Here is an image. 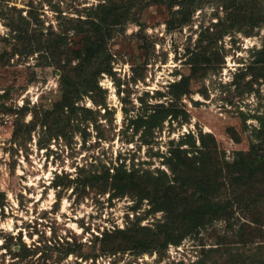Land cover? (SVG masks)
Returning <instances> with one entry per match:
<instances>
[{
	"label": "rangeland",
	"instance_id": "1",
	"mask_svg": "<svg viewBox=\"0 0 264 264\" xmlns=\"http://www.w3.org/2000/svg\"><path fill=\"white\" fill-rule=\"evenodd\" d=\"M146 1L111 0V4L128 5L132 19L107 40L111 73L98 74L99 89L76 101L92 109L89 119L80 122L79 112L64 137L47 136L36 123L29 133L18 131L13 139L16 123L29 122L34 109H48L60 94L54 63L43 62L40 52L24 54L14 26L34 30L38 38L50 39L62 30L71 37L75 33L68 19L74 24L76 18L84 19L108 1L0 0V264L190 263L196 258L198 238L208 247L213 243L207 237L212 231L230 235L221 220L160 252L138 253L121 247L126 243L116 239L113 242L120 244L116 251L101 247L103 231L152 226L160 212L147 213L145 200L136 207L135 198L127 194L111 195L88 183L82 185V178L99 172L100 166L110 167L119 152L126 167L133 157L142 168L168 172L157 154L165 151L170 139L188 131L195 138L198 131L212 134L217 150L231 159L235 150H245L254 141L256 116L264 107V72L254 79L248 69L264 66V53H259L264 19L251 25L254 17L264 18V0L254 4L243 0L246 19L231 22L216 41L213 34L231 21L224 0H194L188 17L178 12V4L168 8L163 2L147 5ZM80 26L83 31L87 23ZM194 52L207 61L203 73L191 76L189 93L180 100L187 121L180 125L164 121L149 143H141L139 134L131 135L126 127L128 118L140 111L139 98L164 102L165 96L153 97L154 90L164 92L168 83L188 74L187 58ZM256 58L259 61L254 63ZM132 66L142 79L129 81ZM90 96L100 104L95 105ZM21 106L28 108L24 115L17 111ZM55 175L68 184L53 186ZM234 216L244 220L238 210ZM66 248L69 253L62 255Z\"/></svg>",
	"mask_w": 264,
	"mask_h": 264
},
{
	"label": "trees",
	"instance_id": "2",
	"mask_svg": "<svg viewBox=\"0 0 264 264\" xmlns=\"http://www.w3.org/2000/svg\"><path fill=\"white\" fill-rule=\"evenodd\" d=\"M107 1L106 4L99 3L95 12L87 14L84 19L76 18L74 24L68 19L75 33L71 37L66 34L67 30H62L50 39L38 38L34 30L26 31L14 26L17 28L13 29L16 30L14 37L24 45V54L40 52L43 62L54 63L60 94L48 109L42 112L34 109L29 122L16 123L13 139L18 131L29 133L36 123L47 136L64 137L68 129L73 128V121L79 112L80 122L89 119L87 115L93 112L92 109L78 106L76 101L81 95L89 96L99 89L96 80L98 74L111 73L107 40L116 30L122 32L124 23L132 19L128 5ZM162 2L168 8L178 4V12L184 11V16L188 17L194 0H147L145 4ZM254 2L248 0V3ZM223 5L231 21L213 34L215 41L231 27V22L238 23L247 17L243 0H224ZM263 19L254 17L251 25ZM82 22L87 23L83 31L80 26ZM80 31L84 34L76 36ZM259 53H264V43ZM199 55L200 52H194L187 58L188 74L168 83L164 92L154 90L153 97L165 96L164 102L151 103L139 98L140 111L128 118L126 127L131 128V135L139 134L141 143H149L154 130H159L164 121L178 125L187 121L186 110L180 100L189 93L191 76L201 74L205 69L202 64L207 59L203 54L201 57ZM73 60L75 62L72 64ZM257 61L258 58L254 59V63ZM135 67H130L131 82L143 78L142 74H137ZM248 69L254 79L264 72V66L261 68L263 70L251 65ZM90 99L95 105L100 104L91 96ZM27 109L21 106L17 111L24 115ZM256 119L258 124L253 128L254 141L250 140L245 150H235L231 159L224 158L223 153L217 150L212 134L198 131L195 138L188 131L180 134L176 140L170 139L165 151L157 154L161 157L160 164L168 172L160 167L142 168L140 163L132 161L133 157H130L129 167H126L125 158L119 152L110 167L100 166L99 172L93 171L82 178V185L88 183L102 193L110 191L111 195L127 194L135 198L136 207L145 200L149 206L147 213L160 212V217L154 219L152 226L116 227L110 232L103 231L99 237L102 249L110 252L119 249L120 244L113 242L116 239L126 243V247H121L138 253L151 250L160 252L168 244L178 245L184 237H196L201 230L211 227L214 221L222 220L224 230L230 232L229 236L215 235V231L207 233V237L213 238V243L205 247V240L198 238L195 260L172 264H264V107ZM232 138L238 140L234 135ZM55 176L53 186L68 184V180ZM0 198H3L2 192ZM136 207L131 209L135 210ZM236 210L244 220L239 222L236 219ZM68 251L66 248L62 255Z\"/></svg>",
	"mask_w": 264,
	"mask_h": 264
}]
</instances>
